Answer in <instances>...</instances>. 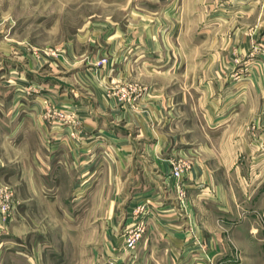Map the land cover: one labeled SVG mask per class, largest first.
I'll use <instances>...</instances> for the list:
<instances>
[{"label": "rangeland", "instance_id": "rangeland-1", "mask_svg": "<svg viewBox=\"0 0 264 264\" xmlns=\"http://www.w3.org/2000/svg\"><path fill=\"white\" fill-rule=\"evenodd\" d=\"M259 63L264 0H0V112L12 118L0 137V264H264V168L212 179L220 204L179 184L203 155L196 145L226 140V120L256 134L236 106ZM215 72L227 80L203 81ZM177 102L172 116L190 121L179 132L194 143L167 157L176 201L160 228V204L133 176L147 169L143 157L155 160L156 115L169 118ZM259 123L263 138L264 110ZM28 166L33 189L18 195L12 178ZM20 198L33 205L20 210Z\"/></svg>", "mask_w": 264, "mask_h": 264}, {"label": "crops", "instance_id": "crops-1", "mask_svg": "<svg viewBox=\"0 0 264 264\" xmlns=\"http://www.w3.org/2000/svg\"><path fill=\"white\" fill-rule=\"evenodd\" d=\"M134 37H130V40ZM137 39V38H136ZM136 42V41H134ZM133 42V43H134ZM132 43V41H131ZM138 44V43H137ZM136 44V45H137ZM162 63L163 66H160L158 69H161L164 67V65H167L165 61H159ZM222 64V63H221ZM221 64L219 65L220 68L222 67ZM264 64L259 63L257 64L256 71L251 73V75L248 77L249 85L247 90H244L240 92L239 101L240 103H237V108L238 111L236 114H239L240 110H246L250 112L252 117L250 118L252 121H256L255 129H256V134L254 136L249 137L248 134L246 135V129L248 128V125L250 122L242 121L241 123H236L232 122L233 119L226 120L223 125L218 127L220 129L219 134L221 136L224 135L225 141L219 145V147L216 149H211V145L208 143H204L203 145L199 144L196 145L194 148L195 151L197 150L199 153L202 152L203 155L199 157L198 160H195V163L193 164V167L191 168L190 172L184 175V177L180 180L179 184L182 185L184 190L186 191V194L189 196L192 193H199L200 196H211V198L218 204L222 202V200L226 197L225 192H222V184L221 182H218L215 184V182H212V179H221L222 177L224 178V175L231 170H234V174L238 177H247L249 176V172H256L254 169H257L252 165V169L250 167V163H258L257 166H259L261 169L264 168V152L260 151L261 146L264 144L263 140L259 136V127L261 125L260 122V113L263 112L264 110V84L261 86V81H264ZM263 73H262V71ZM222 71V69L220 70ZM212 72V71H211ZM227 80V76H225L224 72H215L208 75L204 76L203 81L206 82H215V83H223L224 81ZM245 80V79H244ZM193 83H196L197 80L196 78L193 77L192 79ZM219 92L223 91V84H218ZM209 91V92H208ZM189 93H182L183 98L185 99L186 96H189ZM163 97V94H159L158 97ZM176 95H172L171 98H174ZM181 95H177L175 97L176 99H179L182 97ZM204 96H207V98H210L212 96V92L210 89H207V86L205 87V93ZM183 103V102H182ZM180 102H177V105L170 107L168 110L167 114L170 116L169 118H166L165 115L163 118L165 120L160 121L157 115L155 117V121L158 123L157 128L160 127L158 130H164V129H170L174 130L176 133V137L170 140H166L164 137H162V132L157 131V128H153L154 138L153 141V152L151 159H155L154 162L149 163L143 157L144 159H141V162L144 163V166L148 165L147 169L144 168L142 171H139V174H142L143 177L142 179H152L154 178L155 180L150 181L154 185L152 187H149L148 189H145L144 185H147V182L141 181V177L139 175H134L133 179L135 181L134 187H139L138 190H135L139 194H144L147 198L151 200L156 199V203L160 204V208H157L158 216L155 219V224L157 227H160L164 224L163 220V213L168 212L170 206L168 204L169 198H171V204L174 206L176 197H174L171 193L175 194V191H173V188H177V184L175 183V180L171 176V171H170V162L167 161V157H171L172 154L174 156H177L176 159H179L180 155L182 153H190L193 149L192 144L194 143L192 139H190L189 135H185L183 133H180L179 131H182V129L187 127V130L190 124L189 120H186L185 118L182 117H175L172 116L173 111L176 109L180 110L183 109V105ZM189 104V103H188ZM143 109L144 107L141 106ZM189 109V112L194 113L195 110H192V106H187ZM207 109V107H205ZM156 111V112H155ZM148 112V109L145 108V113ZM149 112H155L159 113L158 109L152 110L150 109ZM163 114V113H160ZM259 115V116H258ZM6 115L4 116L0 112V130L3 131V134H0V137H3L5 130V126L9 123V121H12L11 119L6 120ZM147 117H145V120L140 122L142 123L143 127L145 129H148V124H147ZM252 124V123H251ZM217 128V129H218ZM212 129V128H208ZM206 130V127H205ZM232 130H236L237 133H231ZM211 134V133H210ZM235 134V135H233ZM2 135V136H1ZM13 135V133H12ZM205 136L209 138V133L206 132ZM248 163L246 165V168L241 165L234 166V163ZM145 166V167H146ZM156 167L153 169V167ZM5 170V169H3ZM20 170V166H19ZM242 170V171H241ZM32 171V167L28 166L27 169V174L21 176L20 173H17L15 177L12 178L13 183L17 184V194L20 195L21 193H30L33 189L34 186V179H32V175H30V172ZM263 173L264 177V170H261ZM261 171L260 174H261ZM22 172V170L20 171ZM244 172L246 175L243 176ZM9 175V172H7ZM160 173V174H159ZM252 173V174H253ZM132 174V173H131ZM1 175V174H0ZM14 175V173L12 174ZM1 177V176H0ZM15 181V182H14ZM33 183V185H32ZM176 184V185H175ZM155 188V190H154ZM255 190L256 188L258 189V185L254 187ZM173 189V190H172ZM171 190V192H170ZM254 190V191H255ZM155 192V193H154ZM214 192V195L212 194ZM259 191L257 192V194ZM153 195V196H152ZM172 195V196H171ZM213 195V197H212ZM199 196V195H198ZM190 197V196H189ZM202 198V197H201ZM204 198V197H203ZM210 199V200H212ZM195 200H200L195 197ZM209 199H206V202ZM19 207L20 210L23 209H29L33 204L31 203L30 200L20 198L19 199ZM164 202V203H163ZM166 203V204H165ZM164 204V205H163ZM194 205L196 204L195 201L193 203ZM159 206V205H158ZM218 210H222V208H219ZM156 227V228H157ZM154 234V233H153ZM156 236V234H154ZM153 237V236H152ZM160 237H162L160 235Z\"/></svg>", "mask_w": 264, "mask_h": 264}, {"label": "built area", "instance_id": "built-area-1", "mask_svg": "<svg viewBox=\"0 0 264 264\" xmlns=\"http://www.w3.org/2000/svg\"><path fill=\"white\" fill-rule=\"evenodd\" d=\"M11 196V194H8V197H10Z\"/></svg>", "mask_w": 264, "mask_h": 264}]
</instances>
